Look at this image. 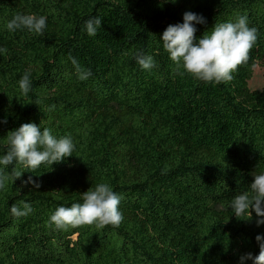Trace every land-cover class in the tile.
I'll list each match as a JSON object with an SVG mask.
<instances>
[{
	"label": "trees",
	"instance_id": "16d2710c",
	"mask_svg": "<svg viewBox=\"0 0 264 264\" xmlns=\"http://www.w3.org/2000/svg\"><path fill=\"white\" fill-rule=\"evenodd\" d=\"M186 11L207 21L194 43L240 16L258 30L231 81L176 70L160 38ZM18 13L45 16L44 35L10 32ZM92 16L101 18L95 36L85 30ZM0 48V158L8 132L24 123L75 146L34 172L0 165L2 175L24 171L0 189V264H239L242 254L258 255L264 225L254 212L238 220L230 205L264 173V88L248 86L264 62V0H0ZM137 52L157 66L143 69ZM69 54L91 70L87 80ZM26 72L27 95L19 88ZM29 176L40 188L23 183ZM100 183L123 197L119 227L50 226L58 207L83 203ZM21 202L33 211L17 217L10 208Z\"/></svg>",
	"mask_w": 264,
	"mask_h": 264
},
{
	"label": "clouds",
	"instance_id": "9594fccd",
	"mask_svg": "<svg viewBox=\"0 0 264 264\" xmlns=\"http://www.w3.org/2000/svg\"><path fill=\"white\" fill-rule=\"evenodd\" d=\"M175 3L176 0H170ZM202 14L186 11L183 14V23L169 24L161 35L163 48L170 55L179 72L181 67L194 78L204 82H229L233 73L242 64L249 60V54L257 41L258 30L249 27L247 16H240L236 22H225L214 25L210 34L204 33L198 43L196 38L197 24H206ZM46 17L35 14H16L7 22L6 28L10 32L27 29L31 33L44 35ZM101 28V18L92 16L85 21V30L89 36L97 35ZM6 49L0 48V52ZM136 62L145 70L156 67V62L151 55L143 52L134 54ZM75 67L78 79L87 80L91 75L90 69H84L78 61L69 54ZM183 75V72H180ZM19 88L27 95L32 88L30 74L25 73L19 80ZM54 107V106H53ZM7 121H0L6 123ZM8 151L0 158V165L7 167L14 162L22 165L27 171L34 172L42 164L53 165L60 163L65 158L72 156L74 143L68 136L56 138L50 130L41 131L35 123H24L17 129L7 134ZM24 172V171H23ZM21 171L13 168L11 176L0 174V189H4L9 179L17 180ZM250 184V192L245 191L236 195L231 202V209L239 220H252L255 213L256 226L264 225V173L254 175ZM40 188L41 184L31 176L23 182ZM122 196L113 191L107 183L97 184L94 190L90 188L82 193L83 203H73L71 207L60 206L50 216L49 224L57 230L67 231L69 228L77 229L85 225H95L102 229L111 225L119 227L123 215L119 210ZM22 208L16 204L11 205L10 211L17 217L29 215L33 209L29 203L21 202ZM255 240L259 246L258 255L251 252L240 255L239 264L252 261V264H264V234H258Z\"/></svg>",
	"mask_w": 264,
	"mask_h": 264
},
{
	"label": "rangeland",
	"instance_id": "374dc122",
	"mask_svg": "<svg viewBox=\"0 0 264 264\" xmlns=\"http://www.w3.org/2000/svg\"><path fill=\"white\" fill-rule=\"evenodd\" d=\"M248 86L252 90L264 88V62L257 64L253 68V74L248 82Z\"/></svg>",
	"mask_w": 264,
	"mask_h": 264
}]
</instances>
